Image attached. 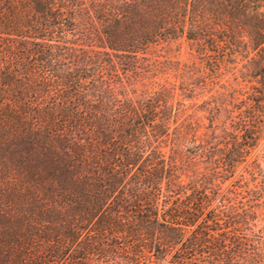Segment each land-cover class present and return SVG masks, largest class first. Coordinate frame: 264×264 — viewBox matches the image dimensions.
I'll return each instance as SVG.
<instances>
[{
  "label": "trees",
  "instance_id": "1",
  "mask_svg": "<svg viewBox=\"0 0 264 264\" xmlns=\"http://www.w3.org/2000/svg\"><path fill=\"white\" fill-rule=\"evenodd\" d=\"M0 264H264V0H0Z\"/></svg>",
  "mask_w": 264,
  "mask_h": 264
},
{
  "label": "rangeland",
  "instance_id": "2",
  "mask_svg": "<svg viewBox=\"0 0 264 264\" xmlns=\"http://www.w3.org/2000/svg\"><path fill=\"white\" fill-rule=\"evenodd\" d=\"M183 52V51H182ZM185 58L184 57H182V60H184ZM201 101H198V104L200 103ZM201 115V114H200ZM204 122L205 123H207V121L206 120H204ZM242 170V168L239 170V171H241Z\"/></svg>",
  "mask_w": 264,
  "mask_h": 264
}]
</instances>
